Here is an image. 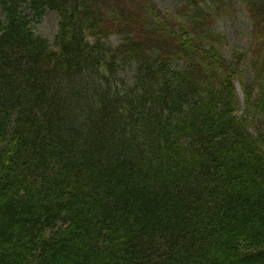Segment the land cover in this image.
Returning <instances> with one entry per match:
<instances>
[{
  "label": "trees",
  "instance_id": "trees-1",
  "mask_svg": "<svg viewBox=\"0 0 264 264\" xmlns=\"http://www.w3.org/2000/svg\"><path fill=\"white\" fill-rule=\"evenodd\" d=\"M238 1L227 58L228 0H0V264H264V0Z\"/></svg>",
  "mask_w": 264,
  "mask_h": 264
},
{
  "label": "rangeland",
  "instance_id": "rangeland-1",
  "mask_svg": "<svg viewBox=\"0 0 264 264\" xmlns=\"http://www.w3.org/2000/svg\"><path fill=\"white\" fill-rule=\"evenodd\" d=\"M159 8L164 12H170L175 8L172 0H154ZM210 4L211 0H206ZM230 7L221 14H218L215 21L212 22L211 28L213 31L224 34L227 39V43L222 48L223 54L227 58L232 57V50L236 47L247 49L251 37V21L249 15L241 3L238 0H228ZM180 6V2H179ZM26 13L29 10L24 8ZM58 16L54 11H46L42 18L34 25L35 33L53 41L54 35L57 32ZM108 43L116 45L118 39L115 36L109 38ZM248 60H246L240 68L241 79L245 80L248 76ZM240 91V88H237ZM241 96V95H240Z\"/></svg>",
  "mask_w": 264,
  "mask_h": 264
}]
</instances>
